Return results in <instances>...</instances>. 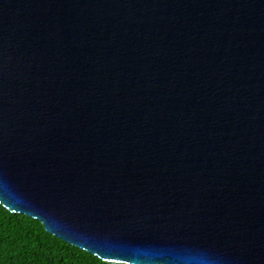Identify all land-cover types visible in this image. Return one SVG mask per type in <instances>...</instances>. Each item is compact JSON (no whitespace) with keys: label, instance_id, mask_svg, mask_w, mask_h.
I'll use <instances>...</instances> for the list:
<instances>
[{"label":"water","instance_id":"water-1","mask_svg":"<svg viewBox=\"0 0 264 264\" xmlns=\"http://www.w3.org/2000/svg\"><path fill=\"white\" fill-rule=\"evenodd\" d=\"M0 205L107 264H264V0H0Z\"/></svg>","mask_w":264,"mask_h":264},{"label":"trees","instance_id":"trees-1","mask_svg":"<svg viewBox=\"0 0 264 264\" xmlns=\"http://www.w3.org/2000/svg\"><path fill=\"white\" fill-rule=\"evenodd\" d=\"M0 264H107L48 234L38 220L0 205Z\"/></svg>","mask_w":264,"mask_h":264}]
</instances>
